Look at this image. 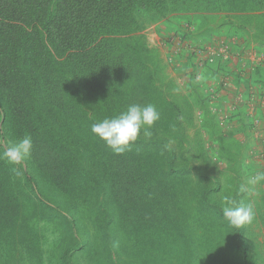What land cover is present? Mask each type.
I'll return each mask as SVG.
<instances>
[{
  "label": "trees",
  "instance_id": "obj_1",
  "mask_svg": "<svg viewBox=\"0 0 264 264\" xmlns=\"http://www.w3.org/2000/svg\"><path fill=\"white\" fill-rule=\"evenodd\" d=\"M223 11L224 34L241 42L228 55L251 45L264 55V0H0V140L31 135L34 141L21 165L0 160V264H132L121 259L129 250L117 243L119 232L133 234L136 248L129 255L136 257L147 240L141 234L177 223L185 237L179 234L181 249L171 262L191 264L185 246L199 208L195 198L211 193V178L197 165L205 143L189 136L195 106L204 114L203 128L224 140L211 115L215 91L196 81L206 70L217 83L224 75L239 85L245 71L238 56L231 71L222 54L203 60V49L191 46L180 55L189 29L179 30L178 48L170 47L174 39L164 44L171 52L166 58L144 31L168 16L189 28L193 19ZM252 67L249 74H259L261 67ZM169 69L189 76L194 102ZM147 103L161 119L150 137L141 135L123 152L91 132L92 124ZM4 148L0 141V153ZM230 245L229 253L237 252L232 264L263 263L262 254L248 262L247 246Z\"/></svg>",
  "mask_w": 264,
  "mask_h": 264
},
{
  "label": "rangeland",
  "instance_id": "obj_2",
  "mask_svg": "<svg viewBox=\"0 0 264 264\" xmlns=\"http://www.w3.org/2000/svg\"><path fill=\"white\" fill-rule=\"evenodd\" d=\"M220 13H223V15H220ZM168 17L169 18L166 20L150 24L144 31V35L150 47L159 48L164 58H166L167 54H171V52H167L169 47L166 48L164 44L171 43L174 39L170 47L178 48L180 38L183 35L179 33V30L184 28L189 29L190 32L187 39L182 40L181 44H183V48L180 49V55L182 52L184 53H182L183 55H188L190 47L193 46L194 48L196 46L199 49H203L199 55L200 58L204 60L209 56V51H214L217 48L223 47L226 43H230V46L227 47L229 53L230 49H232L231 45L237 46V44L241 43L237 37L226 36L227 33L224 34V11L219 12L216 16L209 15L202 16L199 20L193 19L189 28L185 27V23L178 20L175 16ZM205 30L210 31L212 36L210 40L205 39ZM196 37L199 38L196 39ZM193 42H196V44ZM254 48L255 46L251 45L250 48L245 49V51L241 53V55L243 54V61L247 65V70L249 68L251 69L253 63H257V65L253 67L262 65L261 61L264 60L262 53L260 54V52ZM235 49L237 50V48ZM261 50L264 51V49ZM173 52L175 53V50ZM221 53L224 55L222 49ZM239 56L240 55H238V57ZM233 57L236 56L227 55V58H229L228 60H224L223 57L222 63L224 64L225 61L232 63L233 60H235ZM250 61L252 62L251 65L249 63ZM172 63L175 66L177 65V59L175 57ZM262 67L264 69V66ZM179 71L180 72H176L169 69V73L173 75L172 77H174L181 94L189 96L194 102L195 96L193 88L191 87L192 83L189 81V76L185 75L182 70ZM212 77L213 75H210L206 70H201L196 83H198L199 87L205 84L203 89L211 91V88L216 89L219 87L216 85V80L211 79ZM206 91L204 92L210 95V93ZM215 104L217 103H212V107H217ZM215 112V114L211 115L216 116V121L220 123L222 129L221 133L223 132L222 137L224 138V114L221 113L220 110ZM194 116L195 127L191 129L189 136L196 139L197 135H200L205 143V157L202 160L200 159L197 165H201L204 172L206 171L208 173L207 176L211 178V180L207 182V187L209 189H206L211 190V193H208L206 199L195 198L196 204L194 207L199 208L194 209L192 212L191 221L189 222V236H187L186 233L188 244L185 248L190 250L186 253L187 257L191 259V264H221V262H216L221 259L227 261V263L224 264H232V257H234L237 252L229 253V251L233 252L235 248L230 245L231 242L236 245L239 243L243 244V246L245 245L244 247L247 246L250 253L247 255L249 259H246L248 262H252L253 259L259 262L260 254H262V258L264 259V182L255 186H250L248 181L253 175L258 173L259 167H262L264 171V162L263 166L252 164L253 160H259V156L263 158L260 159V161H264V146L261 145V149L256 148L255 151L251 153V148L246 151L242 143L229 138L228 141L230 142H228L229 144H225V147H227L225 149L224 140H220L219 137L214 135L211 136L208 129L203 128L202 121L204 114L200 111L198 106H195ZM233 134H236V130ZM0 141L5 146L7 145L4 139ZM252 143L256 144V146L258 145L257 140ZM252 143L250 144L252 145ZM231 146L232 150L229 152L227 149ZM194 175V177H198V174ZM196 185L197 187L199 186L197 183ZM193 186H195V184H193ZM226 198L227 200L233 201L235 204H239L240 202L252 203L255 209L254 221L251 224L235 227L237 230H234V228H232L234 226L231 227L228 221L223 217L222 208L225 206ZM200 203L204 205V208H200ZM85 224L88 225V222ZM161 225L162 224L159 225L158 229L152 228L151 231L141 234V240L144 238L147 240L145 244H141L138 251L139 254L136 253V257H133L132 254L129 255L130 251L136 248V240H134L133 234L129 235L127 232H119L116 238L117 243L119 242L118 244L124 249L128 247L129 250L128 254H121V259L132 264H144L145 262H147L146 264H173V262H171L173 261L171 256L173 253L177 254L178 251H180V243L183 240V238L180 239L179 236V234L182 233L181 225L177 223L174 229L163 225V232L160 231ZM88 226L91 228L90 225ZM119 230L121 229L119 228ZM45 231L49 235V240L52 241L54 238V236L50 234L52 230L47 229ZM240 232L241 237H235L236 234ZM182 234L184 236V233ZM169 256L171 259L168 260ZM259 263L264 264V260L263 263Z\"/></svg>",
  "mask_w": 264,
  "mask_h": 264
},
{
  "label": "clouds",
  "instance_id": "obj_3",
  "mask_svg": "<svg viewBox=\"0 0 264 264\" xmlns=\"http://www.w3.org/2000/svg\"><path fill=\"white\" fill-rule=\"evenodd\" d=\"M227 47L228 45L225 44L223 47L217 48L214 51H209V56L217 53L222 54L221 49L222 51L226 49V52L224 53L225 56L222 54V57H224V60H228L229 58H227V53L229 52ZM239 55L240 60L242 61L241 70L246 73L248 70L246 69V64L243 61V54ZM262 57L264 59V55ZM219 82H222V88L219 86ZM219 82H216V85L219 86L218 88H211V90L215 91L212 92L216 96V98L213 99L214 101L218 99V93L220 94V92L223 91L227 85L224 80V76L219 79ZM253 93L256 92H253L252 90V94ZM241 101L242 104H244L245 100L240 96L238 102L241 103ZM246 105L249 104L246 103ZM221 106L222 104L220 103V106L217 105V109L214 108L213 110H220V112L224 114V110L219 109ZM222 108H224V105ZM160 119L161 113L154 104H131L128 106L126 111L120 113L118 116L105 118L100 122L92 124L91 132L102 140L109 148L117 153H121L124 151L125 147L137 141L141 135L143 137H150L152 135L151 129ZM33 150L34 141L31 135H25L23 138L10 141L6 145L2 153H0V160H6L11 165H21L31 157ZM13 170L15 171V169ZM261 182H264V172H258L253 175L249 179L248 184L250 186H255ZM222 213L224 219H226L228 223L234 227L251 224L255 219V209L252 203L240 202L239 204H235L233 201L227 200V198L225 206L222 208Z\"/></svg>",
  "mask_w": 264,
  "mask_h": 264
},
{
  "label": "crops",
  "instance_id": "obj_4",
  "mask_svg": "<svg viewBox=\"0 0 264 264\" xmlns=\"http://www.w3.org/2000/svg\"><path fill=\"white\" fill-rule=\"evenodd\" d=\"M237 57V54L234 55ZM263 56V55H262ZM236 57H233L234 59ZM259 60V59H258ZM262 65L257 67H261L259 70V74L257 75H250L249 69L245 74V81L241 82L239 85L236 84V80L234 76H229L224 78L227 85L223 91L218 93V99L212 103H217L215 106L219 105L220 103L224 108H219L224 110V148L225 144H228V139L232 138L234 141L242 143L243 147L246 151L251 148L252 151H255L256 148L261 149V145L264 146V94H263V87H264V62ZM253 66L257 65V63H253ZM227 69L233 71L235 70V66L233 63H228ZM250 82V87L245 85L246 82ZM253 90V94H250L249 90ZM245 100V102L251 106L245 107L246 103L244 104L238 102L239 97ZM240 106V107H239ZM214 109V107H212ZM217 109V107H215ZM215 110H211V114H214ZM221 114V113H220ZM236 130V134L234 135L233 132ZM222 131V129H221ZM223 136V132L221 133ZM255 137V138H254ZM250 140V141H249ZM257 140L258 145L253 144L252 142ZM259 140V142H258ZM252 143V145L250 144ZM232 147H229V152H231ZM228 152V153H229ZM260 157V158H259ZM259 160H253L252 164L257 166H263L264 161H260L261 156H259ZM261 163V165H260ZM258 172H264L262 167L258 168Z\"/></svg>",
  "mask_w": 264,
  "mask_h": 264
},
{
  "label": "built area",
  "instance_id": "obj_5",
  "mask_svg": "<svg viewBox=\"0 0 264 264\" xmlns=\"http://www.w3.org/2000/svg\"><path fill=\"white\" fill-rule=\"evenodd\" d=\"M226 52V49H224V53Z\"/></svg>",
  "mask_w": 264,
  "mask_h": 264
}]
</instances>
